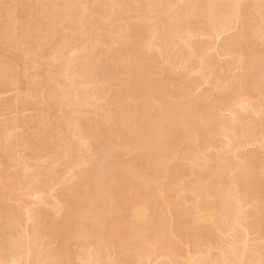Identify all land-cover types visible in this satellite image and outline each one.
Masks as SVG:
<instances>
[{"label": "bare ground", "instance_id": "bare-ground-1", "mask_svg": "<svg viewBox=\"0 0 264 264\" xmlns=\"http://www.w3.org/2000/svg\"><path fill=\"white\" fill-rule=\"evenodd\" d=\"M153 51L156 72L136 64ZM97 53L110 69L90 76ZM262 62L264 0H0V94L16 92L0 110L36 111L0 121V220L21 226L0 264H53L44 238L73 234L99 252L79 264L139 246L159 253L137 264H264L248 236L264 226V158L246 149L264 151ZM98 139L152 177L111 161L97 175Z\"/></svg>", "mask_w": 264, "mask_h": 264}, {"label": "rangeland", "instance_id": "rangeland-1", "mask_svg": "<svg viewBox=\"0 0 264 264\" xmlns=\"http://www.w3.org/2000/svg\"><path fill=\"white\" fill-rule=\"evenodd\" d=\"M238 33V29L236 28V29H233V30H231V31H229V32H227V33H225V34H223L218 40H216V41H214V40H209V42L207 41L208 39L207 38H205L204 39V37H201V38H194L193 40H191L190 42L192 43V44H195V43H199V42H205V41H207V43H209V45H211V44H215L216 42V47L217 48H222V47H224V46H227V45H229L230 44V42L232 41V38H233V35H236ZM197 39V40H196ZM223 44V45H222ZM251 52H253V50L251 49ZM152 53V52H151ZM150 53V55L151 56H153V61L151 60V61H144V62H136V64L139 66V67H144V69H146L147 68V66H148V68H150L149 70L150 71H154V72H156V68H157V66L158 65H156V64H158V61H157V58H156V52L155 51H153V53L151 54ZM8 56V55H7ZM103 54H101L100 55V53H97V56H96V60H95V62H94V64H93V66L89 69V72H88V75H93V76H100V75H104V74H106V73H108L109 72V69H110V67H108L109 66V62L106 60V57L104 56ZM155 57V58H154ZM100 58V59H99ZM102 60V61H101ZM97 61V62H96ZM99 61V62H98ZM102 62V63H101ZM156 65V66H155ZM95 67V68H94ZM54 69V68H53ZM72 69H74L73 67H70V70L72 71ZM92 69V70H91ZM152 69V70H151ZM146 70H148V69H146ZM264 71V62H262V63H260L258 66H257V69H256V72L258 73V74H261L263 71ZM106 72V73H105ZM92 73V74H91ZM157 73H158V71H157ZM172 74V75H171ZM239 74V71H237V72H235V75H238ZM161 74H159V76H160ZM167 77H169L170 76V78H174L175 77V74L174 73H166L165 74ZM169 75V76H168ZM161 76H163V74L161 75ZM253 90H258V88H259V85H254L253 87ZM203 89V88H202ZM16 94V92L15 91H9V92H1V94H0V101L2 100V99H4L5 97V99L6 100H11L12 98H13V96ZM3 95H4V98H3ZM12 95V96H11ZM8 97V98H7ZM175 104V105H174ZM173 105V108H174V110H178L179 108H180V106H179V104L176 102V103H173L172 104ZM119 109H122V110H124L125 109V107H126V103L125 102H122V103H120L119 105ZM177 107V108H176ZM19 109V111L17 112V110ZM16 110V111H15ZM22 108H20V107H13V108H11L8 112H5L6 110H3V111H1L0 113H2V114H0V121L1 120H3V118H7L8 120H9V118L8 117H10L11 116V114H12V117H15V115L16 116H22L24 119H26L28 116H31L32 114L31 113H34L35 114V109L33 110V108H30V109H25V110H22ZM10 111H13V112H10ZM25 111V112H24ZM221 115L222 116H225L224 118H226V116L228 115L225 111H223V110H221ZM223 113V114H222ZM6 114V115H5ZM13 114H14V116H13ZM18 114V115H17ZM23 114V115H22ZM31 114V115H30ZM55 114V113H54ZM54 114H52L53 116H54ZM10 115V116H9ZM27 115V116H26ZM8 116V117H7ZM24 116H26V118L24 117ZM53 116H52V118H53ZM11 117V118H12ZM5 119H4V121H5ZM6 119V121H8ZM4 123V122H3ZM3 123H1L0 122V124H3ZM1 127V126H0ZM23 129H19L20 131H23V130H26L27 129V126L26 127H22ZM18 130V131H19ZM90 131H91V133H96V131H97V126L94 124H92V127H91V129H90ZM222 138V136L221 135H217L216 136V138H215V141H217L218 143H221L222 142V140H223V138ZM218 138H220V141L219 140H217ZM98 141V144H99V146H100V150L102 151L101 152V154L103 155H101L102 156V158H100L101 160H99L100 161V163L101 164H98V167H97V169H96V171H97V175H104V174H106V172H105V170H107V168H109V162L108 161H111V163H114L115 164V166L116 165H118V167L120 168H122L124 171H127V172H129V173H131L134 177H136V178H138V177H140V176H142L143 174L142 173H146V175L147 176H151L152 177V174H150L151 172L150 171H144V170H137L136 168L134 169V167H131L129 164H127V163H124V162H121L120 160H117V159H119V155L117 154L116 155V153H113V154H111L110 152H108L107 151V149L105 148V144H104V142H103V140L101 139H98L97 140ZM264 142V141H263ZM254 147V148H253ZM261 147V145L259 144H257V146L255 145H251V146H249V147H247L246 149H248L247 151H249V152H252L255 156H257L258 158H264V151H263V149H261L260 148ZM105 148V149H104ZM252 148V149H251ZM254 150V151H253ZM258 153V154H257ZM114 156L115 155V157H113L112 158V156ZM257 154V155H256ZM263 154V155H262ZM262 155V156H261ZM114 158H117V159H115L114 161H113V159ZM175 160V159H174ZM104 161V162H103ZM118 163H117V162ZM108 162V163H107ZM124 166H123V165ZM101 165H103V166H101ZM107 165V166H106ZM101 166V167H100ZM117 167V166H116ZM82 169H84V166L81 168V167H79V169L78 168H75V170H74V172H76V173H74L75 175H79L80 173L79 172H81L82 171ZM104 169V170H103ZM140 172V173H139ZM148 172V173H147ZM136 175V176H135ZM232 176L234 175V173H232L231 174ZM138 176V177H137ZM60 191V187H57L56 188V190H55V194L56 193H58ZM6 204H14V202H12V201H6V203H5V205ZM188 206H190V203L188 204ZM2 212L4 213L3 214V217L1 218V220H0V223H1V225H0V243H1V250H2V254H3V256L5 255V256H7L8 254H9V245L7 244V239H8V236L9 237H11L12 235H15L16 234V232L17 231H19L20 230V227L21 226H18L17 225V223L15 222V221H13V219L10 217H8V212L7 211H5L4 212V210H2ZM9 216H11L10 214H9ZM7 217V218H6ZM10 219V220H12L11 222H7L6 221V224H5V220H7V219ZM2 219H5V220H2ZM22 220V219H21ZM22 223H20L22 226H23V224H24V226H25V222L22 220L21 221ZM3 223V224H2ZM204 222H202V224H203ZM207 222L205 221V223H204V225L206 226L207 224H206ZM10 224V225H9ZM11 224H12V226H11ZM165 224H167V223H164V225L161 227L162 229H164L165 227L164 226H167V225H165ZM4 225V226H3ZM15 225V226H14ZM31 223H29V224H26V227L28 226V227H31ZM7 226V227H6ZM9 226V227H8ZM8 228V229H7ZM249 229H250V231L248 230V236H249V239L251 240V242L253 241H258V240H260V239H264V238H262L263 236H264V226L262 225V226H260V228H259V226H249L248 227ZM252 228V229H251ZM258 229V230H257ZM236 231L234 230L232 233H230L227 237H231L232 235L231 234H233V233H235ZM249 232H250V235H249ZM6 234V235H5ZM12 234V235H11ZM3 235V236H2ZM11 235V236H10ZM256 238V239H255ZM259 238V239H258ZM46 239V240H45ZM3 240V241H2ZM47 242H48V254L50 253H52L51 254V256H53L52 257V259L50 260L51 262H53V259H54V262H53V264L55 263V264H79V259H80V256H84V253L83 252H86L87 254H88V252H92L93 254H94V257L96 256V254L97 253H99L98 252V250H97V248H95L93 245L92 246H90L88 243H82V241H80L79 239H77L76 237H75V235L73 234L72 236H71V238L69 239V241L66 243V244H64V243H62L63 241L61 240V238L60 237H55V238H53V239H51V240H48V238H44V240H43V245H41L43 248H44V246H46L47 245ZM4 243V244H3ZM80 244V245H79ZM184 244V243H183ZM181 245V247L182 248H184V249H189V250H191L192 249V245L191 244H189V245ZM191 245V246H190ZM39 247V249L40 248H42V247ZM188 246V247H187ZM54 247V248H53ZM84 247H85V249H84ZM90 247V249H88ZM144 247V248H143ZM185 247H187V248H185ZM59 248V249H58ZM81 248V249H80ZM94 248H95V250H94ZM140 248H143V249H140ZM148 250H147V249ZM202 248H206V246H204V247H202ZM8 249V250H7ZM51 249V250H50ZM56 249V250H55ZM140 249V250H139ZM144 249H146V250H144ZM43 249H40V251H42ZM84 250V251H83ZM119 250V251H118ZM5 251V252H4ZM52 251H54V252H52ZM107 251V252H106ZM140 251V252H139ZM145 251V252H144ZM148 251L150 252V253H152V254H154V255H152V257L153 258H156V255H155V253L157 254V253H159L158 251H155V253H153L152 251H151V248H149V247H145V246H139V247H137L135 250H134V255L135 256H133V257H131V258H129V259H123L124 257L120 254L121 253V251H120V249H117V248H112V249H110V250H103V253L101 252L100 254L102 255L103 254V259L104 260H109V262H112L113 261V263H110V264H137V260H138V258L142 255V253H143V255L144 254H149L148 253ZM212 252H211V254H216V252H218V250L217 249H213V250H211ZM42 252H44V250L42 251ZM59 252H61V253H59ZM75 252V253H74ZM96 252V253H95ZM104 252H105V255H104ZM114 252V253H113ZM116 252V253H115ZM213 252H215V253H213ZM85 253V254H86ZM90 253H89V255H90ZM91 253V257H93V254ZM107 254V255H106ZM109 254V255H108ZM138 254H139V257H138ZM4 256V257H5ZM56 256V257H55ZM106 256V257H105ZM110 256V257H109ZM71 258V259H70ZM79 258V259H78ZM111 258V259H110ZM135 258V259H134ZM178 258V257H177ZM113 259V260H112ZM120 259V260H119ZM133 259V260H132ZM74 260V261H73ZM132 261V262H130V261ZM137 262H136V261ZM122 261H125L124 263L122 262ZM129 261V262H128ZM180 264H183L180 260H179V258H178V260H177ZM45 263V262H44ZM184 264H186V263H184Z\"/></svg>", "mask_w": 264, "mask_h": 264}]
</instances>
